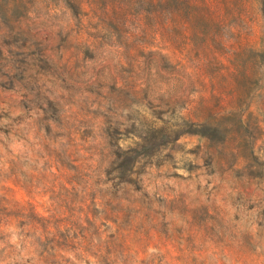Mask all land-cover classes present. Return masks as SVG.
Masks as SVG:
<instances>
[{"label": "rangeland", "instance_id": "1", "mask_svg": "<svg viewBox=\"0 0 264 264\" xmlns=\"http://www.w3.org/2000/svg\"><path fill=\"white\" fill-rule=\"evenodd\" d=\"M0 264H264V0H0Z\"/></svg>", "mask_w": 264, "mask_h": 264}, {"label": "trees", "instance_id": "2", "mask_svg": "<svg viewBox=\"0 0 264 264\" xmlns=\"http://www.w3.org/2000/svg\"><path fill=\"white\" fill-rule=\"evenodd\" d=\"M186 122H188L191 127L196 128L200 126L204 127L205 124L204 122L195 123L191 118H188ZM196 128L193 131L202 133L203 130L201 131ZM157 132H161V128H145L144 135L139 136V141L135 146L130 147L121 153L119 152L116 156L118 163H116L114 168L115 173L120 175L129 173L138 158L148 155L151 151L149 148L157 145V142L154 140L157 136ZM162 137H165V134L164 136L162 135Z\"/></svg>", "mask_w": 264, "mask_h": 264}]
</instances>
